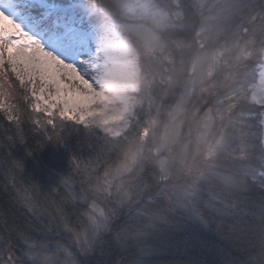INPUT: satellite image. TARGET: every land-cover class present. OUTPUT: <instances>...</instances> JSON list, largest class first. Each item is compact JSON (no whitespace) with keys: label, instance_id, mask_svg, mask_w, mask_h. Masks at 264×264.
Wrapping results in <instances>:
<instances>
[{"label":"trees","instance_id":"1","mask_svg":"<svg viewBox=\"0 0 264 264\" xmlns=\"http://www.w3.org/2000/svg\"><path fill=\"white\" fill-rule=\"evenodd\" d=\"M156 4L181 11L182 18L159 30L169 59L140 52V87L134 93L133 117L121 135L111 136L94 125L79 132L69 126L64 136L73 146L70 152L56 137L49 141L50 130L42 134L32 124L36 114L30 110L23 112L19 135L0 114V244L10 241L17 249L14 256L26 239L47 234L52 242L63 243L67 237L52 232L62 212L75 218L88 211L78 203L77 164L88 174L103 167L111 177L130 163L135 177L130 184L132 197L122 202L119 196L118 202L129 212L149 215L137 217L122 233L109 229L121 248L131 247L124 253L125 264L152 250L166 219L172 228L154 242L161 248L153 257L156 264H169L176 245L184 243L180 229L188 226L182 224L180 212L189 208L167 201L163 188L169 181L185 178L191 184V198L195 194L202 211L233 214L214 222L212 231L224 238L206 234L191 259L264 264V189L259 187L264 184L263 108L251 102L249 91L257 79L254 66L264 54V0H238L231 13L215 19L221 22L219 29H207L193 0H156ZM103 14L93 17L101 21L108 17ZM214 43L223 47L218 62L209 52ZM245 45L254 52V60L241 53ZM8 81L12 87L6 86L5 91L22 97L23 89L10 71ZM233 87L234 96L221 105L223 113H217L219 98ZM210 111L213 120L207 115ZM162 156L176 158L179 177L165 179ZM178 157L185 160L181 163ZM92 195L99 198L98 193ZM60 230L63 233L62 226ZM67 243L73 245L74 238L68 236ZM28 251L34 257L32 264H64L56 251L45 252L38 245ZM120 258L118 250L107 246L84 257L87 264H114Z\"/></svg>","mask_w":264,"mask_h":264},{"label":"snow or ice","instance_id":"2","mask_svg":"<svg viewBox=\"0 0 264 264\" xmlns=\"http://www.w3.org/2000/svg\"><path fill=\"white\" fill-rule=\"evenodd\" d=\"M77 40L76 25L73 13L69 11L68 0H0V114L10 126L15 125L19 135L23 132V112L30 110L36 114L32 124L42 134L50 130L49 141L56 137L57 142L65 145L70 152L74 149L70 141L65 139V130L72 126L77 132L82 129L87 131L92 123H96L92 118L99 115L83 80L73 78L68 71L69 67L76 69L79 76L78 57L82 53L77 49ZM9 71L23 89L20 98H14L10 92L5 91L6 86L8 89L12 87L8 81ZM12 99H17V103L10 102ZM76 167L81 174V199L78 203L88 211L75 218L71 213L62 212L56 228L52 230L54 236H71L75 243L68 245L67 238L63 243H54L45 234L24 240L19 255L14 256L17 249L8 241L0 244V264H32L34 257L28 250L37 245L45 252L53 250L59 253L64 257V264H87L84 257L97 250L102 252L107 246L121 254V258L114 264H125L124 253L130 252L131 247L121 248L109 229L122 233L126 225L137 217H147L149 213H132L126 210V206H118L113 195L115 186L103 167L95 169L92 174L86 173L79 164ZM259 187L264 189V184ZM94 193H98L99 198L92 195ZM225 216L233 214L217 216L202 211L193 194L188 211L180 212L182 224L188 226L180 229L185 237L184 243L176 245L175 255L168 259L169 264H182L185 260L189 264H212L203 258L193 260L191 255L206 234L224 238L219 231L213 232L212 229L215 220ZM235 225L234 221L233 227ZM171 228L172 224L166 219L157 230L152 250L133 259L130 264H156L153 257L161 253V248L154 242Z\"/></svg>","mask_w":264,"mask_h":264},{"label":"rangeland","instance_id":"3","mask_svg":"<svg viewBox=\"0 0 264 264\" xmlns=\"http://www.w3.org/2000/svg\"><path fill=\"white\" fill-rule=\"evenodd\" d=\"M78 1L82 3L81 8L76 7ZM193 1L203 14L207 29L209 27L219 29L218 23L221 22L215 20L217 16L231 13L238 2V0ZM68 7L73 13L76 25L77 49L82 53L78 57L79 76H77L76 69L71 67L68 69L69 74L75 79L83 80L86 90L95 101V109L99 110V115L92 118L96 121L92 125L111 136H119L128 128L131 117H133L136 103L134 93L140 87V52L147 55H160L161 60L169 59L159 30L174 25L182 18V13L179 10L172 9L171 11L168 7L158 6L156 0H68ZM101 11L108 17L96 21L93 15ZM220 25L224 27L223 24ZM217 44L214 43L209 51L216 62L223 57V47ZM246 49V45L241 48L243 56L246 59L250 58L248 59L250 61L254 60V52L250 53ZM254 68L257 70V79L250 86V100L262 106L261 122L264 127V54ZM159 73L161 77L165 74L164 70ZM236 90L233 87L221 95L218 100L219 106L216 108L217 113L223 111L224 106L221 105L231 99ZM213 113L210 111L207 114L211 120L214 117ZM99 121L106 123L101 124ZM262 132L264 145V128ZM166 149L161 148L160 150ZM160 158L165 179H169L174 174H176L174 178L179 177L177 172L179 165H177L176 158L167 156ZM178 159L181 161L179 157ZM131 168L130 163L121 166L110 177L116 189L113 195L118 205H121L118 202L119 196L122 202H128L132 197L130 184L135 177ZM163 189L166 195L164 197L174 206L182 207L181 209L190 207L192 203L191 184L186 181V178L180 182L171 183L169 181Z\"/></svg>","mask_w":264,"mask_h":264}]
</instances>
